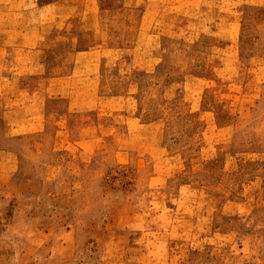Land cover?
Segmentation results:
<instances>
[{"label": "rangeland", "instance_id": "374dc122", "mask_svg": "<svg viewBox=\"0 0 264 264\" xmlns=\"http://www.w3.org/2000/svg\"><path fill=\"white\" fill-rule=\"evenodd\" d=\"M0 47V264H264V0H0Z\"/></svg>", "mask_w": 264, "mask_h": 264}, {"label": "crops", "instance_id": "0c3cea01", "mask_svg": "<svg viewBox=\"0 0 264 264\" xmlns=\"http://www.w3.org/2000/svg\"><path fill=\"white\" fill-rule=\"evenodd\" d=\"M42 3V1L40 2ZM77 35V34H76ZM92 40V39H90ZM87 41V40H86ZM0 49H4L3 47H0ZM6 50V48H5ZM45 51V52H44ZM43 55L41 56L40 61H38V68L37 70H31L32 64L34 63H28L25 64V68L22 71L24 74V79L21 84V96H17L16 98H4L3 101H1V105H3L2 113L4 111H9L11 104L15 103L13 111H23L22 113L26 115H34L39 110L45 109L46 105L48 104V97L44 95V92L47 87V79L48 75L57 73V65L50 64L51 62L50 56H48V51L43 49ZM35 52L32 53L34 55ZM48 56V57H47ZM1 57V54H0ZM2 58V57H1ZM49 58V59H48ZM62 73V72H60ZM2 76V77H1ZM0 88L4 87L2 85V81L4 78V75L0 72ZM1 92V91H0ZM38 96H37V95ZM2 154L0 157V174L4 173L5 179L0 181V185L2 184H9V178L11 175V165L13 164L12 160L10 159L11 154L13 151L10 148H2L1 149ZM5 154V156H3Z\"/></svg>", "mask_w": 264, "mask_h": 264}]
</instances>
